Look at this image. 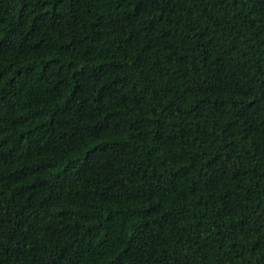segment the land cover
Listing matches in <instances>:
<instances>
[{
	"label": "trees",
	"instance_id": "1",
	"mask_svg": "<svg viewBox=\"0 0 264 264\" xmlns=\"http://www.w3.org/2000/svg\"><path fill=\"white\" fill-rule=\"evenodd\" d=\"M0 264H264V0H0Z\"/></svg>",
	"mask_w": 264,
	"mask_h": 264
}]
</instances>
